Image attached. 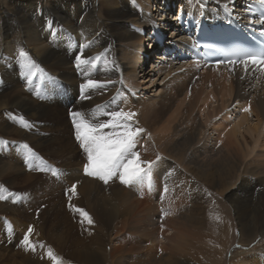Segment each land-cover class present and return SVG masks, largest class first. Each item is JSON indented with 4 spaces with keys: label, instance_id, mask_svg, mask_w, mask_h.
<instances>
[{
    "label": "bare ground",
    "instance_id": "bare-ground-1",
    "mask_svg": "<svg viewBox=\"0 0 264 264\" xmlns=\"http://www.w3.org/2000/svg\"><path fill=\"white\" fill-rule=\"evenodd\" d=\"M256 3L0 0L4 18L0 32V130L11 127L2 118L5 108L20 107L37 120L59 114L57 105L39 101L46 97L42 95L45 92L56 94L53 81L58 80L64 84V100H57L86 118L95 116L104 122L108 117L102 113L120 109L136 112L138 126L145 129L136 150L142 160L155 161L142 185L128 187L118 178L107 184L94 181L82 173V165L67 167V177L78 181L82 200L105 221L111 242L101 247L102 237L94 234L91 245L78 252L79 258L85 256L89 264H205L204 257L212 254L208 239L214 235L210 233L209 211L220 214L225 210L223 193L228 195L229 210L233 209L241 226L240 241L258 228L264 229V215L259 224L250 221L253 210L257 213V207L264 208V75L251 69L245 72L243 67L233 70L205 65L177 13L198 17L204 12L214 21L233 12L249 23L251 17L259 18ZM21 49L44 70L46 82L40 83L42 76L31 82L26 79L18 56ZM78 55L90 63L78 67ZM49 78H53L52 84ZM88 79L101 82V86L82 92L81 85ZM229 106H233L234 116L226 111ZM246 107L248 112L243 111ZM15 129L31 137L37 146L46 142L40 135ZM14 156L0 154V178L22 174L24 165ZM36 176L24 175L23 183H31ZM209 189L218 197H211ZM254 204H258L256 208H252ZM24 211L9 200L0 205V212L23 215H10L11 228L26 232L29 226L36 227V237L54 214L45 211L36 218ZM220 229L223 233L229 230L225 225ZM0 230H6L1 218ZM44 248L37 245L31 251L26 258L30 264L49 263ZM196 251L207 253L199 256ZM220 253L216 251L223 258ZM214 255L208 260L219 259ZM260 261L264 264L263 252L253 255L236 245L226 264Z\"/></svg>",
    "mask_w": 264,
    "mask_h": 264
},
{
    "label": "rangeland",
    "instance_id": "rangeland-1",
    "mask_svg": "<svg viewBox=\"0 0 264 264\" xmlns=\"http://www.w3.org/2000/svg\"><path fill=\"white\" fill-rule=\"evenodd\" d=\"M3 23H4V18H2L0 14V32L1 30H3L2 29ZM2 38L3 37L0 36V40ZM149 47H151L150 44ZM0 49H1V45H0ZM46 81L47 78L46 75L44 74L42 76V81L40 83ZM51 81H53V78L50 79V82ZM53 82H55V84L59 86V89H55L57 85L53 87L54 92H56V94L52 95L50 92H45L42 95L45 94L44 96L46 97L40 98L39 101L51 106L57 105L58 107L61 108L59 114L55 115L54 117L53 116L48 117L43 120L32 119L29 114L22 112L20 107H15V106L14 107L10 106L11 108H5V110H2L3 112H6L4 113L2 118L5 119V121L9 123L11 127L7 131L0 130V145H1L0 154L5 156L15 155L14 157L19 159V164L22 161L23 163L22 165H24V168H20L22 170V174L17 173L16 175L13 173V175L12 174L8 175L7 176L8 178L6 179L2 177L0 178V191L2 192V193L0 192V195L6 197L4 200H0V205L1 206L4 205L5 200H9L13 202V204H17L18 206H20V208H24L25 210L24 214L30 216L34 215L36 218L39 217V215L42 216L43 212L45 211L46 212L48 211L49 213L53 212L54 214H52V216L50 217L51 219L48 221L49 223L45 226V229L43 231H40L41 235L37 233L38 237L35 236L37 228L34 227L33 228L34 233L31 235L30 239L34 243H36V245H43V247H45L44 248L45 250L51 248L55 253V256L59 258L60 264H86L87 263L85 260L86 257L81 256L79 258L78 252L82 248H84V246L88 248V245L92 242L94 234H97L100 237H102V242L103 241L104 242L101 247H105L106 244L108 243H109L108 246H110L111 242H109V239L107 238V235L105 233L106 230L108 229L105 221L95 210H93V208L87 202L85 203L82 200L83 198L80 193V187L78 186V181L75 180L73 181L71 178L67 177L70 173V170H68L67 167L70 168L80 167L82 165L83 168L84 164L87 162L86 154L83 152L79 142L75 138L73 119L72 116L70 115L71 112L75 111L73 106H68V105L66 106L64 105V102L62 104L57 100V99L64 100V84L58 80ZM25 91L27 90L25 89ZM79 93L81 92H78V94ZM71 97L76 98L75 96H73V94ZM77 98L79 99V95L77 96ZM232 107L233 106H229L226 110L227 112H230V117L231 115L234 116L235 114L233 112ZM21 114L24 115V118L22 117L23 120L27 121L31 125V127L26 128L22 126V123L20 122ZM28 116L29 118H27ZM230 120H233V117ZM14 128L23 129V131H25L28 135L30 134L40 135L44 139H46L45 140L46 142L41 146H37L35 145V141L31 140V137L27 135L26 137L25 135L18 133V131L16 129L14 130ZM13 130L14 132H12ZM213 142L216 143V145L219 144L215 140ZM23 144H27L28 147L32 149V151L36 154V157L46 162V164L49 167L60 170V175L54 176L50 171L43 172L34 169L30 170L26 166L24 160V150L20 147ZM28 173H32L33 175H37V176L34 180L31 181V183L30 182L23 183L24 182L23 176L28 175ZM82 173L85 174L83 169H82ZM98 180H99L98 178L94 177V181H98ZM73 184H76L75 194H72L69 191V189H71ZM123 186L128 187L127 185L124 184ZM3 191L5 195L6 194L8 195L5 196L3 194ZM213 191L214 190L209 189V194H211V197L212 196L218 197L217 195H215L216 193L214 194ZM75 196L77 199L75 198ZM221 196L223 201L226 202L227 204V207H225L226 211L224 210L220 212V214H216L215 210L214 212L212 210L209 211V216H210L209 226L212 229V230L210 229V233L211 235L214 234L213 236L210 237V239H208V243H209L208 245H210L211 243V245L209 246L211 248L209 250H212V254L207 252L204 253L200 251H196L195 253L197 255L201 253L200 254L201 256L206 255L207 253L206 255L207 257H204V259L207 258L204 261L205 264H226L227 261L232 258L233 249L236 245L237 248L240 249V251H247L253 253V255H261L262 252L264 253V237H263L264 229L260 227L258 228L257 231H255V233H252V235H249L248 237H245L243 240L240 241L241 226L238 224V221L236 219L237 217H235L234 212L232 213L233 209L231 208V210H229L230 202L228 200V195L226 193H223L221 194ZM87 204L89 206H87ZM257 205L258 204H254L252 208H256L255 206ZM88 207L90 208V210ZM211 207L214 208L213 204ZM77 209H83V211L86 212L88 216H82V214L78 212ZM256 210L257 213L255 210H253V212L251 213L252 216L250 221H252L255 224L257 223L259 224V222L260 223L262 222L261 218L262 215H264V213H262L264 212V208L257 207ZM258 211H262V212L259 213ZM11 214L12 213L6 214L0 212V218L1 220H3V223L6 226V230L3 231L0 230V237H1L0 264H30V262L28 261L29 259L26 258L31 256L33 252H31V250H25L24 246L21 245V240L23 239V236L26 232L21 230V228H15L14 226L13 228H11L13 225L12 221H10ZM218 215L219 216L221 215L220 216L221 218ZM258 215H260V218L258 217ZM11 216L14 217L17 216L20 218L23 215L15 213L12 214ZM228 216H231V218ZM88 217H91L93 221L92 223L93 225L87 223ZM219 219L222 220L221 221L222 223L219 222ZM99 223L103 225L99 226L100 225ZM224 225L227 227V230L229 229L228 232L226 231L225 233H223L221 231L220 227L221 226L223 227ZM229 227L231 228V230ZM102 229H104V231H102ZM161 230L162 228L160 227L158 231ZM158 234L161 236L160 233ZM62 237H64L65 239L63 238L64 239L63 240ZM103 238L105 239L103 240ZM43 239L46 240L45 244ZM59 239L61 240V242L59 241ZM214 244L215 247L213 248ZM4 245H7V247L11 246V249L7 250ZM62 245H63V249L61 248ZM251 248H255V249L251 251ZM58 250H61V253H58ZM218 250H221L220 255L223 258H220L219 254L218 255L216 254V251ZM211 255H214L219 259H217L216 261L208 260ZM149 258L152 257L149 256ZM13 261L15 263H13ZM46 264H54V261L51 259L49 263L47 262ZM260 264H263V262L260 261Z\"/></svg>",
    "mask_w": 264,
    "mask_h": 264
},
{
    "label": "snow or ice",
    "instance_id": "snow-or-ice-1",
    "mask_svg": "<svg viewBox=\"0 0 264 264\" xmlns=\"http://www.w3.org/2000/svg\"><path fill=\"white\" fill-rule=\"evenodd\" d=\"M229 2H234V0H229ZM257 2L264 7V0H257ZM250 11H254V9ZM249 24L264 25V12L259 14L258 19L250 20ZM261 35L264 36V32ZM193 47H199V45L193 43ZM205 47L214 49L215 45L209 44L205 45ZM219 51L224 52L225 58L217 59L215 61L217 66L227 64L234 70V66L242 65L245 72L251 69L264 75V45L257 48L233 47L226 51ZM18 56L26 79L29 82L38 76L44 75V70L32 61L28 53L23 49L19 51ZM76 59L78 67L90 63L89 60L82 58L81 55H78ZM98 86H101V82L88 79L85 84L81 85V90L83 92L85 89ZM85 98L87 99L88 97ZM243 111L248 112L249 108L246 107ZM102 114L108 117L104 122H98L95 116L86 118L85 114L81 112L73 111L70 113L73 119L75 138L86 154L87 162L83 167L84 173L90 177L98 178L105 184L113 178H118L122 184L127 186L142 185L150 177L155 161L142 160L140 153L136 150L138 138L145 132L144 128L138 126V121L135 119L138 114L134 111H125L123 109ZM20 122L23 127H31L22 117ZM20 147L24 150V160L30 170L50 171L54 176L60 175V170L49 167L46 162L36 157V154L27 144H23ZM156 159L159 160L160 156L158 155ZM69 191L75 194L76 184H73ZM5 198L0 195V200ZM77 211L82 216H88L83 209H77ZM87 223H93L91 217H88ZM33 232V227L29 226L21 240V245L24 246L25 250H36V243L30 239ZM47 255L54 261V264H60L59 258L53 254L51 248L47 249Z\"/></svg>",
    "mask_w": 264,
    "mask_h": 264
}]
</instances>
